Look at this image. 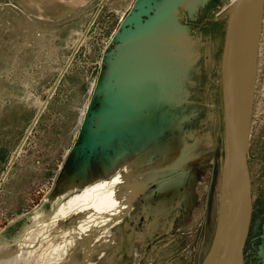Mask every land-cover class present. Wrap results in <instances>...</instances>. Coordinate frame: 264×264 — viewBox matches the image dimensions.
<instances>
[{
	"label": "rangeland",
	"instance_id": "obj_1",
	"mask_svg": "<svg viewBox=\"0 0 264 264\" xmlns=\"http://www.w3.org/2000/svg\"><path fill=\"white\" fill-rule=\"evenodd\" d=\"M230 2L191 0L192 9L179 10L178 29L159 35L161 46L154 30L145 33L129 55L132 69L126 56L118 73V34L135 30L129 20L138 15L146 25L163 0H0V252L16 254L23 244L30 253L13 264H205L226 163ZM261 4L256 50L247 48L255 66L243 264H264ZM179 36L165 55L168 71L136 100Z\"/></svg>",
	"mask_w": 264,
	"mask_h": 264
},
{
	"label": "bare ground",
	"instance_id": "obj_2",
	"mask_svg": "<svg viewBox=\"0 0 264 264\" xmlns=\"http://www.w3.org/2000/svg\"><path fill=\"white\" fill-rule=\"evenodd\" d=\"M263 1L264 0H249L248 1L247 5H246L245 20H243L244 18H242L243 16H241V13H240L234 22V26H233V30H232V34H231L230 56L233 59L231 61V59L229 58L227 61V71H225V74L226 73L227 74H226L225 78H228L229 81L231 80L233 82V84L230 83L231 86L229 89L231 91L226 86H225V88L227 89L229 96L230 97H231V95L233 96L232 101L234 102L233 103V122H232V126H231L233 139H232V143L230 140L229 149H228V156H226V160H225L226 163H225V167H224L225 171H224L222 191H221V205H220L219 218H218L219 219L218 228H217V231L215 234L216 236H215L213 248L211 250V253L209 254V257L205 261V264H237L238 249H239V246L241 244L242 236H243V238H245L248 221L250 219L249 218V211L251 208V184H250V180H249V186H248V194L249 195H247V181L245 178L244 167L242 165L243 143H244L245 138H246L245 137V131H244V125H245L244 122L246 119L245 111H244V104H245L244 93L247 91V103L249 106V105H251V103H250L251 97H252L251 93H252V89H253L252 88V75H253L252 72L254 69L253 67L255 66L254 65L255 63L253 64L255 56L249 54V52L247 53V48H248V51H249V47L253 48V50H256V44H257L256 43L257 42L256 37L258 35L259 22H260L258 15L260 14L259 13L260 8H261L260 5H262L261 3ZM231 2H233V0H231ZM231 2L229 3V5L231 4ZM192 3H194V2H192ZM229 5H228V7H229ZM190 6H192L191 0H163V3L161 4V7H160V11H158V13L155 14V16L153 18H150L149 21L146 23V25H141V23L138 19L139 15L135 16L133 18H130L129 22H131L132 20H135L137 26H135V30H133V31L128 30L127 32L124 31L120 35L118 34V36H117L118 38H121V40L124 39V45L121 47L122 49H120V47H119L118 53H117L119 58L117 57L118 59L116 58L115 61L118 62L121 58L124 59V57H126V56L129 57V55H131L132 52L138 50L137 48H138L139 43L137 44V42L138 41L142 42V40L144 38L143 35H145V33H147V32H151V30H154L155 34L158 35L155 38V40L158 43V45L161 46L159 35H160V38L163 39V37L164 38L166 37L167 32L169 33L170 31L173 30L172 33H174L175 26L178 23L177 17L179 15L178 14L179 10L180 9H183V10L186 9L187 10V8H190ZM228 7L226 9V14L228 11ZM190 9H192V8H190ZM159 21H160V25L157 24ZM244 24L246 25L245 33L242 31ZM162 27H164V29H165L164 32L161 29ZM176 28H177V26H176ZM245 36H247V37H245ZM179 39L182 40V37L179 36L178 38H175L174 39L175 41L173 40L172 43H170V42L167 43L169 45L165 46V48H164V52H163L164 56L161 55L160 59L157 58V61L154 63V66L151 67L152 69L151 68L149 69L150 73L148 72V74L146 75L147 76L146 80L149 81V83L144 80L147 84H143L145 86L138 89V92L136 93V98L134 97L136 100H139V98L143 99L147 93L149 95L151 93L150 90L153 88V81L158 82L160 80V77H162L161 74H163L165 71H168L167 66L169 64H167L165 66V64L168 61V59L166 61L165 55L169 52V50L171 48L170 47L171 44L174 47L176 45L179 46V44H178ZM152 48H153V46H152ZM245 48H246V58H244ZM253 52H254L253 54L256 53L255 51H253ZM132 55H134V54H132ZM239 55H240V57H238ZM163 57H164V59H163ZM123 59H121V61ZM152 59H154V58H152ZM125 60L128 61V63ZM125 60H124L125 61L124 64L125 65L127 64L128 67L131 66V69H132L133 64H135L134 62L136 61V58L135 57H129L128 60L126 58H125ZM116 62H114V63H115V67L117 66L116 69H118V73L119 72L121 73L122 71L124 72L125 70H122L123 68L121 69L120 68L121 66H119L123 63V61L121 64L118 62L119 63L118 65ZM146 64H147L146 61L142 62V66H146ZM162 64H164V65H162ZM116 69H114V70H116ZM126 69H128V68H126ZM225 70H226V68H225ZM150 81H152V83H150ZM157 82L154 85L156 88L159 87V86H157V85H159V84H157ZM137 83H139L141 86V83L139 81ZM161 83L163 84V82H161ZM244 90H245V92H244ZM155 91H157V90H155ZM229 92L231 93V95ZM124 93H126V91H124ZM142 95H143V97H142ZM131 100H133V99H131ZM137 104L138 103L135 102V106ZM248 134L249 133H248V128H247V135H246L247 137H248ZM232 148H233V152H234L233 161L235 163H233L231 155H230V153H232ZM228 157H229V159H228ZM246 160H247V153H246ZM246 164H247V161H246ZM235 165H236V170H237V172L235 171V174L238 175V178L236 181H233L232 180L233 176L230 173V170H233L232 167ZM163 167H164V165H163ZM248 178H249V174H248ZM93 194H94V192L90 194L89 200H91ZM102 201L105 202V200H102ZM19 245H20V247L17 248L16 254L14 251H13L14 253L13 252L9 253V251H7V250L0 252V264H13L11 262L12 260L15 259V261L18 260V262H19L24 257V255H26L25 253H27V255L30 254L28 251L25 252L26 251L25 248L22 247L23 244H19ZM56 256L58 257V255H56ZM27 257L28 256H26V259H27ZM24 259H22V260H24ZM18 262H17V264H18ZM14 263L16 264V262H14Z\"/></svg>",
	"mask_w": 264,
	"mask_h": 264
},
{
	"label": "water",
	"instance_id": "obj_3",
	"mask_svg": "<svg viewBox=\"0 0 264 264\" xmlns=\"http://www.w3.org/2000/svg\"><path fill=\"white\" fill-rule=\"evenodd\" d=\"M249 0H233V2H231V4L228 7V11H227V22H226V28H225V37H224V44H223V51H222V60H223V75H224V80H223V92H224V163H225V159L226 156H228V149H229V143L231 140L232 143V122H233V96L231 95V97L229 96L227 89L225 88V86L229 89L231 84H233V82L226 77L225 71H227V61L230 58L232 61V57L230 56V49H231V34H232V30H233V26H234V22L237 18V16L241 13V16H243L242 18H244L243 20H245V15H246V5L248 3ZM226 68V70H225ZM231 83V84H230ZM233 88V87H232ZM230 90V89H229ZM231 91V90H230ZM245 92V90H244ZM244 100H245V104H244V111H245V122H244V131H245V141L243 143V151H242V165L244 167V173H245V178L247 181V195L248 194V186H249V178H248V169H247V164H246V153H247V147H248V137L247 135V128H248V124H249V119H250V109L247 103V91L244 93ZM232 161L234 159V152H233V148H232V153H230ZM229 159V157H228ZM233 163H235L233 161ZM233 170H230V173L232 174V180L236 181L238 178V175L235 174L236 170V165L232 167ZM249 223V221H248ZM248 231V228L246 229V232ZM247 236V233L245 234V237ZM244 244H245V238H243L242 236V240H241V244L239 246L238 249V253H237V264H243V248H244Z\"/></svg>",
	"mask_w": 264,
	"mask_h": 264
}]
</instances>
